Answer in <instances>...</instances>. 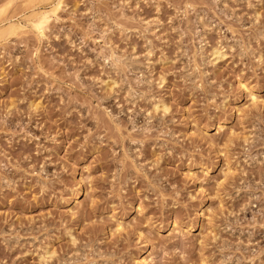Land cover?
<instances>
[{
	"label": "rangeland",
	"instance_id": "obj_1",
	"mask_svg": "<svg viewBox=\"0 0 264 264\" xmlns=\"http://www.w3.org/2000/svg\"><path fill=\"white\" fill-rule=\"evenodd\" d=\"M0 264H264V0H0Z\"/></svg>",
	"mask_w": 264,
	"mask_h": 264
},
{
	"label": "bare ground",
	"instance_id": "obj_2",
	"mask_svg": "<svg viewBox=\"0 0 264 264\" xmlns=\"http://www.w3.org/2000/svg\"><path fill=\"white\" fill-rule=\"evenodd\" d=\"M216 54L217 58H220L222 56V53L219 50H214V52Z\"/></svg>",
	"mask_w": 264,
	"mask_h": 264
}]
</instances>
